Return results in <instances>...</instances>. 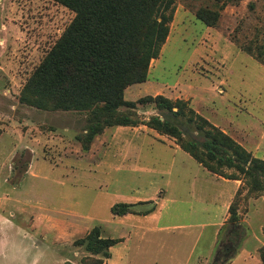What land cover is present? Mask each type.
Segmentation results:
<instances>
[{
    "label": "rangeland",
    "instance_id": "1",
    "mask_svg": "<svg viewBox=\"0 0 264 264\" xmlns=\"http://www.w3.org/2000/svg\"><path fill=\"white\" fill-rule=\"evenodd\" d=\"M219 4L175 0L159 55L124 98L157 92L187 99L230 130L261 126L264 65L253 54L260 50L264 60V0ZM200 6L219 10L216 25L195 16ZM73 14L55 0H0V264H84L91 254L74 240L95 225L101 236L121 238L102 264H261L264 194L244 185L235 221L219 203L207 216L192 198L210 181L207 171L172 137L140 122L106 126L83 150L84 112L19 102L23 82ZM133 110L141 122L156 112L152 104ZM216 183L220 198L228 194L229 183ZM116 201L134 203V212L113 215Z\"/></svg>",
    "mask_w": 264,
    "mask_h": 264
},
{
    "label": "trees",
    "instance_id": "2",
    "mask_svg": "<svg viewBox=\"0 0 264 264\" xmlns=\"http://www.w3.org/2000/svg\"><path fill=\"white\" fill-rule=\"evenodd\" d=\"M55 1L74 14L23 82L18 94L20 103L42 110L84 112V132L77 136L83 150L106 126H135L140 122L172 137L208 171L241 180L228 206L234 221V201L242 186L246 185L250 193L264 194V158L252 155L195 111L187 99H171L160 93L144 94L136 100L124 98L125 88L144 81L151 59L159 55L169 34L175 0ZM233 1L220 0L219 7ZM219 15V10L206 6L195 10V16L208 26L216 25ZM240 48L253 54L249 47ZM253 55L264 65L260 50ZM137 104H152L156 112L141 122L133 110ZM133 205L116 201L110 212L133 213ZM154 208L153 203L142 213ZM120 240L101 236L95 225L74 243L83 245L91 254L83 258L84 264H102L103 258L110 256V246ZM259 257L264 264V248L259 250Z\"/></svg>",
    "mask_w": 264,
    "mask_h": 264
},
{
    "label": "crops",
    "instance_id": "3",
    "mask_svg": "<svg viewBox=\"0 0 264 264\" xmlns=\"http://www.w3.org/2000/svg\"><path fill=\"white\" fill-rule=\"evenodd\" d=\"M149 68H150V66H149ZM155 93H157V92H155ZM155 93H153L152 95H154ZM195 111H197V110H195ZM211 122L213 124L219 126L222 130L226 131L229 135H231L237 142H239L248 151H250L252 155H254L256 157L264 158V122H260L261 126H257L255 123H252V124L249 123V125H245V127L244 126L240 127V126L236 125L235 128H238L240 131L235 130L233 128H231V130H230L227 127H223L220 123H217L215 121H211ZM228 123H230V122H227V124ZM255 125L257 126L256 131H254L255 127H256ZM227 126H229V125H227ZM231 127H233V126L231 125ZM148 129L153 130L151 128H148ZM153 131H155V130H153ZM206 171L207 172H205V170H202V173H204V175L207 178L209 177L208 181L209 180L210 181L204 182V183L201 182L202 186H200V187H203L201 193L195 192L194 194H192V198L195 199L196 202H198V204H199L198 209L200 210V212L206 213L208 216V213L213 208H214V210H216L218 208V203H219V205L225 206V208L227 209L228 204L232 200L236 189L241 184V180L240 179H229V178H225V177H222L219 175H215V174L210 173L207 169H206ZM218 180H220L224 183H229L228 188L230 191L228 192V194L223 192L221 198L219 196V188H218V186H215V185H217L216 182ZM212 181L215 183L214 185H213ZM159 192H161V193L156 196L157 197L156 201H158L159 198H163L165 189L159 190ZM175 197L176 198H173L172 200H175V201L179 200L180 201L179 195H176ZM154 213H152V214H154ZM218 223H219V221H214L213 225L218 226Z\"/></svg>",
    "mask_w": 264,
    "mask_h": 264
},
{
    "label": "clouds",
    "instance_id": "4",
    "mask_svg": "<svg viewBox=\"0 0 264 264\" xmlns=\"http://www.w3.org/2000/svg\"><path fill=\"white\" fill-rule=\"evenodd\" d=\"M4 222H5V219L0 217V225H2ZM34 264H35V262H34Z\"/></svg>",
    "mask_w": 264,
    "mask_h": 264
}]
</instances>
